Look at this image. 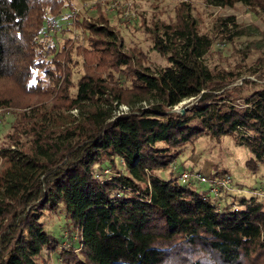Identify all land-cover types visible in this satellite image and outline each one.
Here are the masks:
<instances>
[{
	"label": "trees",
	"instance_id": "16d2710c",
	"mask_svg": "<svg viewBox=\"0 0 264 264\" xmlns=\"http://www.w3.org/2000/svg\"><path fill=\"white\" fill-rule=\"evenodd\" d=\"M65 1L0 0V79L29 91L36 70L57 82L65 64L59 96L67 100L66 112L54 105L23 112L13 125L17 137L0 148V264H48L43 249L58 242L41 217L60 205L78 229L71 251L81 258L71 257L79 264H264L260 200L217 206L206 192L155 173L201 134L231 136L251 152L245 164L256 170L264 160V84L239 97L235 87L223 89L230 72L216 73L204 61L212 39L186 1L174 22L147 26L167 61L155 69L137 47H124L102 9L87 19L88 46H78L83 71L74 84L66 51L40 40L44 9L55 16ZM203 1L264 7V0ZM121 104L128 109L116 114ZM116 158L124 171L97 176Z\"/></svg>",
	"mask_w": 264,
	"mask_h": 264
},
{
	"label": "rangeland",
	"instance_id": "374dc122",
	"mask_svg": "<svg viewBox=\"0 0 264 264\" xmlns=\"http://www.w3.org/2000/svg\"><path fill=\"white\" fill-rule=\"evenodd\" d=\"M181 1L190 3L191 13L197 19L200 32L208 34L212 39L204 61L216 73L230 72L226 75L224 84H227L223 89L235 87L232 94L239 97L262 86L264 7L247 6L241 2L232 6H211L203 0H68L55 16L44 9L45 19L40 40L44 44H54L57 49L66 51L69 57V77L75 84L83 71V57L78 52V46H88V32L83 24L87 19L92 20L98 16L102 9L111 25L122 36L124 47H137L142 52L140 56L144 62L155 69L165 66L167 61L152 47L147 26L151 27L156 20L174 22ZM226 17H231V21H225ZM65 67L63 64V76L57 82L36 70L35 76L30 77L28 81L35 88L30 87L29 91L13 79H0V100L7 101L0 106V148L8 145L13 136L17 137L13 125L21 120L23 112H31V109L42 105L48 108L54 105L57 110L64 111L67 100H63L59 95L63 89ZM75 90V87H69L68 94L75 93ZM189 100L185 99L177 104V110L187 105ZM235 101L237 104L242 103L241 98ZM70 112L75 114L76 109H71ZM20 140L27 143L28 139L23 134ZM174 153L170 165L164 170L156 171L157 175L177 177V170L186 168L193 173L205 174L209 179L221 180L229 176L227 187L221 185L219 191L223 192V196L218 193L214 199L219 206L254 196L264 207V160L257 164L256 170H250L245 162L252 156L251 152L246 147L237 145L231 136L224 135L217 139L209 134H201L177 148ZM115 161V166L109 169L110 172L124 171L122 162L118 158ZM2 165L3 158L0 155V169ZM189 185L199 192H206L211 198L214 197L209 191V182L202 183L192 179ZM41 221L45 231L53 235L58 242L55 250L46 247L43 249V257L48 258L47 263L79 264V259L71 257L81 258L77 249L71 251L78 236V229L66 217L62 205L52 211L46 209Z\"/></svg>",
	"mask_w": 264,
	"mask_h": 264
},
{
	"label": "built area",
	"instance_id": "2783aa9c",
	"mask_svg": "<svg viewBox=\"0 0 264 264\" xmlns=\"http://www.w3.org/2000/svg\"><path fill=\"white\" fill-rule=\"evenodd\" d=\"M181 103V102H180ZM179 103V104H180ZM177 106V105H176ZM176 106H174V109H177ZM128 109V107L124 104L119 105L118 109L115 111L116 114L118 113H122L125 112ZM122 164H123V160H121ZM110 173V170L108 167H103V169H101L99 171V173L97 174V176H103V175H108ZM177 179L185 185H189L193 180H196L198 182H202V183H206L209 182V191H211L214 194L213 197V202L219 206L214 199L216 197V195H218L220 189H221V185L224 187H227V184L230 181V177L229 176H225L223 177L221 180H219L218 178L215 179H209V177H207L205 174H199V173H193L190 172L188 169L186 168H180L177 170Z\"/></svg>",
	"mask_w": 264,
	"mask_h": 264
},
{
	"label": "crops",
	"instance_id": "0c3cea01",
	"mask_svg": "<svg viewBox=\"0 0 264 264\" xmlns=\"http://www.w3.org/2000/svg\"><path fill=\"white\" fill-rule=\"evenodd\" d=\"M220 195H222V196H223V192H222ZM222 196H221V197H222Z\"/></svg>",
	"mask_w": 264,
	"mask_h": 264
}]
</instances>
